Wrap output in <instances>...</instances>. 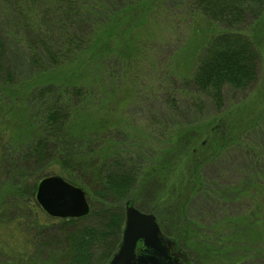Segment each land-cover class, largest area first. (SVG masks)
Instances as JSON below:
<instances>
[{
	"label": "trees",
	"instance_id": "16d2710c",
	"mask_svg": "<svg viewBox=\"0 0 264 264\" xmlns=\"http://www.w3.org/2000/svg\"><path fill=\"white\" fill-rule=\"evenodd\" d=\"M82 1L0 0L7 6L8 22L5 25L10 27L3 31L7 36L0 30V126L6 119L8 121L10 110L17 114L13 119L9 117L5 127H0V182L6 184L0 195V214L22 211L23 215L16 221L21 228L31 221L29 215H46L36 201L37 185L46 177L60 176L84 190L90 213L82 218L59 219L63 234L66 229L72 233L65 236L67 249L56 254L58 261L55 264H66L67 258L70 259L67 264H105L121 242L125 206L128 201L135 202L134 191L151 189L157 183L156 175L167 169L170 156L181 155V161L188 154L182 168L186 173L180 175L179 182L172 184L170 195L160 204L163 207L157 205L165 210L166 206L176 205L180 200L174 219L182 227L171 231L161 225L163 229H168L170 236L176 238L195 261L200 254L205 258L222 254V264H244L252 259H259L264 264V118L245 125L241 131L229 129L222 134L215 129L207 130L204 125V135L209 136V140L201 145L194 127L188 128L189 132L182 128L164 137L168 142L163 143L166 147L157 154L154 163L144 161L140 156L141 160L133 159L131 152L120 150L114 141V132L121 133L123 128L105 123L102 118L96 129L85 125L84 117L81 119L89 101L90 104L94 101L93 94L85 93L78 83L59 80L58 74L49 71L68 63L78 53L86 52L90 45L96 47L97 55L104 60L110 56L105 49L110 47L106 43L113 36H108L106 30L97 33L94 30L90 40L58 37L66 32L76 35L82 30L78 21L70 19L75 13V5ZM190 1H194L197 5L194 9L205 18L229 31L212 36L184 89L192 86L196 96L206 98L217 112H222L226 90L246 93L258 80L261 63L258 44L264 32V0ZM43 5L51 7L43 8ZM101 6L99 12L109 15L110 9L104 3ZM41 8L43 12H38ZM91 11L87 9L86 15H94ZM53 14L60 16L62 21L52 19ZM249 21L255 23L252 30L256 37L239 30ZM20 48L26 50H23L29 66L26 78L29 79L34 73L32 70L37 69L39 74L49 75L47 79L16 84L12 75L15 69L7 56ZM138 58L139 53L134 55V59ZM158 88L154 96H165L171 110H178V83L163 80ZM168 119L170 121L171 117ZM251 136H254L253 140ZM190 138L193 141L189 144ZM238 156L243 161L235 169L237 181L226 185L231 177L228 172L207 181L208 167H218L220 162ZM145 163L150 165L146 170L143 168ZM146 171H149L148 175ZM33 178L34 186L30 190L27 186ZM175 192L183 193L174 198ZM8 196L11 197L10 205L4 202ZM199 198L205 201V209L215 207L214 213L218 217L233 204L246 208L244 215L225 220L228 231L222 230V236L227 232V239L223 240L221 233L208 236L202 227L194 225L190 203ZM31 224L37 222L31 221ZM195 227L201 233L193 231ZM103 242H110L109 246L94 263L95 251ZM40 243V238L32 239L28 244L30 249L19 257L9 256L3 250L0 264H38L42 248H47ZM235 253L242 259L239 263L231 261L230 256Z\"/></svg>",
	"mask_w": 264,
	"mask_h": 264
},
{
	"label": "rangeland",
	"instance_id": "374dc122",
	"mask_svg": "<svg viewBox=\"0 0 264 264\" xmlns=\"http://www.w3.org/2000/svg\"><path fill=\"white\" fill-rule=\"evenodd\" d=\"M103 3L110 9L107 11L109 15L105 16L104 13L99 12L103 8L101 6ZM75 6V13L70 19L78 21L82 30L79 32L76 30V35L66 32L58 37L67 39L84 37L86 40H90L94 30L96 33L99 30H106L108 36H113L112 39H109L111 41L105 40L106 44L110 46L105 49L106 53H110V56L104 60L97 55L96 47L90 45L86 52L78 53L68 63H62L61 67L52 68L49 71L58 74L59 80L66 79L69 82L78 83L77 85L85 93L93 94L94 101H91V104L89 101V107L81 113V119L84 117L85 125L96 129L99 126L98 120L102 118L105 123L111 122L112 126L123 128L121 133L114 132V141L120 150L131 152L130 155L134 157H132L133 159L140 156L144 161L154 163L157 154L166 147V144L163 143L168 142L164 137L170 136L171 133L182 128L189 132L188 128L194 127L197 131L194 133L200 138L201 145V143H208L209 140V136L204 135L206 129H215L219 134H222V131L227 132L229 129L241 131L245 125L264 118V32L261 34L263 40L261 39L258 44L261 63L257 82L246 93L226 90L224 109L222 112H217L206 98L195 95L196 93L193 92L195 89L192 86L184 88L187 81L193 77L199 55H202L212 36L229 30L220 24L213 23L196 11L194 8L197 5L194 1L83 0ZM42 7L50 8L51 6L43 5ZM87 9L92 10L94 15L87 16ZM42 10L41 8V11L38 10V12H43ZM80 11L83 12L81 16L75 15ZM6 12L7 6L0 2V30L2 32L10 28L5 25L8 22V13ZM97 13L101 16H96ZM52 19L57 22L62 21L60 16L54 14ZM254 25V21H249L239 30L256 37L252 30ZM5 33L3 32L4 35H6ZM23 50L26 52L25 49ZM23 50L20 48L7 56L10 57L9 62L15 69V73L12 75L17 81L16 84L38 82L45 79L44 77L47 79L49 75L39 74L37 69L32 70L34 73L29 79L26 78L25 72L29 66L27 55ZM137 53L140 54V58L134 59V55ZM94 54L97 56H93ZM3 74L6 75L5 72ZM163 80H166V83H178L180 87V93L177 94L180 102L178 110H171L165 96L158 98L154 96ZM42 82L45 83V81ZM7 115L8 121L6 119L1 124L2 127H5L9 122V117L11 119L17 117L15 110H10ZM168 117H171L170 121H168ZM204 125H206V129H203ZM253 138L254 136H251L250 139L253 140ZM192 141L193 138H190L189 144ZM179 157L181 155L170 156L167 169L163 171V174L156 175L157 183L151 189L134 191L135 202L131 203L141 212L155 215L163 234L176 242L178 240L170 236L168 229L173 231L182 227L174 219V211H177L181 205L180 200L175 203L176 205L171 203V206H166L165 210L159 209L157 205L163 207L160 204H163L167 195H170L172 184L179 182L180 175L186 173L182 168L189 155L187 154L181 161ZM242 161V157L238 156L237 159L220 162L218 167H208L205 172V175L209 176V178L206 177L207 181H213L210 180L211 177L215 179L216 176L228 172L231 177L226 185H231L230 182L239 179L235 169ZM148 164L145 163L146 167H143L145 170L150 166ZM143 168L139 171L141 172ZM145 173L148 175L149 171ZM34 178L28 183L27 187L30 190L34 186ZM5 187V182H0V195L4 193ZM185 192L187 193V191ZM175 193L174 198L180 194ZM10 200L11 197L8 196L4 200L5 204L10 205ZM204 204L205 201L201 198L190 203L191 219L195 222L194 225L202 227L204 234L208 236L221 233L223 240L228 237L227 232L222 236V230L228 231V224L225 223V220L229 217L235 219L246 213V208H240L237 204H233L222 213L221 217H218V214L214 213L215 207H213L214 209H205ZM0 205L2 204L0 203ZM22 215V211L18 212V210L17 212L5 211L4 214H0V253L5 250L9 256H22L23 251L26 252L30 249L29 242L34 238H40L42 242L40 244L46 245L47 248H42L43 253L38 258L36 257L38 264H55L58 261L56 254L67 249V243L64 241V239L66 240L65 236L72 232L66 229V233L63 234V231L60 230L62 226L59 219L61 218L51 217L47 213L49 218L45 214L37 217L35 214L29 215L28 218L32 223L37 222V224H31V221H28L21 228L16 221L20 220L19 217ZM161 225L163 227L166 225L168 229H163ZM194 230L201 233L197 227L193 228ZM109 243L103 242V245L95 251L94 263L99 261L98 259L108 248ZM179 246L188 253V250L180 244ZM237 253L231 255L230 258L233 259L231 261L239 263L242 259H239ZM189 257L193 264H222V254L214 258L211 256L205 258L200 254L197 261L190 254ZM110 259L111 257L105 264ZM69 261L70 259L67 258L66 264ZM0 262H2L1 259ZM260 262L259 259H252L244 264H261Z\"/></svg>",
	"mask_w": 264,
	"mask_h": 264
},
{
	"label": "water",
	"instance_id": "95a60500",
	"mask_svg": "<svg viewBox=\"0 0 264 264\" xmlns=\"http://www.w3.org/2000/svg\"><path fill=\"white\" fill-rule=\"evenodd\" d=\"M36 200L54 218H82L90 212L84 190L60 176L42 179ZM125 215L121 244L107 264H190L189 254L163 234L155 215L141 212L130 201Z\"/></svg>",
	"mask_w": 264,
	"mask_h": 264
},
{
	"label": "flooded vegetation",
	"instance_id": "af4514ba",
	"mask_svg": "<svg viewBox=\"0 0 264 264\" xmlns=\"http://www.w3.org/2000/svg\"><path fill=\"white\" fill-rule=\"evenodd\" d=\"M177 261H178V262H181V258H177ZM190 261H191L190 264H193V262H192L191 259H190Z\"/></svg>",
	"mask_w": 264,
	"mask_h": 264
}]
</instances>
